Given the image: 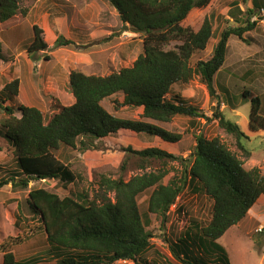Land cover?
<instances>
[{
	"label": "trees",
	"instance_id": "1",
	"mask_svg": "<svg viewBox=\"0 0 264 264\" xmlns=\"http://www.w3.org/2000/svg\"><path fill=\"white\" fill-rule=\"evenodd\" d=\"M105 1L115 10L122 24L129 25L142 37V53L130 67L106 76L71 71L64 89L74 99L73 104L51 103L49 114L21 104L5 105L8 99L12 100L19 94L17 79L5 82L0 90V114L3 115L0 139L12 148L18 171L24 178H0V189L9 183L26 188L30 180H56L62 186L77 184L80 176L54 152L60 147L87 152L94 147V142L121 131L177 144L182 135L164 130L158 123H168L176 117L195 121L205 116L179 96L172 100L165 96L173 85H186L197 78L213 99V77L223 65L228 38L234 36L241 40L243 34L256 25L250 22L254 11L264 9L260 0H252V7L242 12V23L226 26L212 48L211 57L191 67L192 54L204 50L213 35L209 10L218 0ZM21 2L0 0V24L19 13L25 16V10L20 8ZM195 11L198 15L195 25L185 24L190 13ZM32 33L31 43L26 49L30 55L47 48L42 30L34 25ZM173 40L180 44L166 50L165 46ZM72 46L73 41L63 37L55 41L56 48ZM117 94H122L123 98L121 102L114 103L113 109L119 105L137 109L136 120L121 119L103 108L101 103ZM241 97L249 99L251 104L249 130L264 131L259 98L247 91ZM213 115L218 127L234 139L237 151L248 159L251 152L244 144L248 137L217 109ZM194 139L195 146L185 160L159 148L132 150L126 147L123 151L127 154L144 161L160 162L162 166L127 181L102 175L92 198L85 191L60 197L45 188L30 189L25 203L31 216L38 217L44 244L48 253L56 258L55 264H114L122 260L138 264L151 246V235L145 230L149 218L139 213L137 196L152 189L147 211L165 216L185 188L192 193L201 192L212 202L211 215L203 227L194 225V229L188 228L176 243L171 244L170 253L178 260L185 258L183 264H209L208 259L194 256L193 248H197L205 255L209 252L207 256L213 255L210 264H230L224 249L216 241L231 227L244 221L253 205L264 196V175L257 167L246 170L243 160L219 138L207 139L197 134ZM178 160L189 162V165H183L179 178H170L164 184L163 180L169 174L166 161ZM15 174L12 173L13 177ZM190 223L195 224L194 221ZM14 243H17L14 239L7 238L0 245L2 264H32L34 260L24 263L15 260L12 253Z\"/></svg>",
	"mask_w": 264,
	"mask_h": 264
},
{
	"label": "rangeland",
	"instance_id": "2",
	"mask_svg": "<svg viewBox=\"0 0 264 264\" xmlns=\"http://www.w3.org/2000/svg\"><path fill=\"white\" fill-rule=\"evenodd\" d=\"M83 1L89 5L93 4V0H68V3L65 0L61 2L58 0H22L20 8L25 10V16L19 13L5 25L0 24V39L2 41L7 39L12 46L8 53L2 52L3 56L0 55V90L5 82L14 79L19 82V95L12 100L8 99L4 103L5 105L14 106L19 103L35 107L43 113L49 114L52 111V109L50 111L51 103L68 105L66 96L69 95L66 94L64 88L71 71L106 76L118 72L121 68L130 67L137 56L142 53V37L134 33L129 25L122 24L117 13H114L109 4L112 13L108 14L106 10H102L98 16L99 21L108 27L107 30L104 25L95 21L94 11L88 13L85 17L86 20H81L83 16L78 12V9L83 8ZM260 2V6L264 7V0H260ZM71 6L74 10L71 9ZM238 6L246 11L247 7H252V0H218L209 10L213 35L204 50L195 51L192 54L191 67H194L198 61H206L211 57L212 48L226 26L234 27L242 23L244 16L236 22L237 24H226L221 15L224 8L238 9ZM261 10L254 11L253 9L254 16L250 17L256 24L254 52L260 56L257 61L254 56V67L262 63L259 59H264L260 53L261 50L264 52V19L260 16ZM63 14H66L71 21L78 19L79 23L77 24L81 25L80 29L83 27L87 30L85 35L79 33L80 37H73L76 39L73 42L74 46L56 48L55 41L62 35L58 34L59 23L55 20H58L56 17L65 16ZM28 15L30 16L28 17ZM63 18L65 19V17ZM197 19V12H191L188 19L185 20V24L193 26ZM33 25L43 29L42 38L47 48L30 55L24 49H27L31 43ZM11 33L15 38H9ZM63 37L70 40L65 35ZM246 39V43H243L242 39L239 40L234 36L228 38L229 48L226 53V61L222 65L224 67L213 77L215 90L213 99H210L205 86L197 78L186 85H173L165 96L167 100H172L177 95L185 100L186 104L198 108L205 116L195 121L185 117H176L168 123H158L160 128L182 135L177 144H167L157 138L152 137L151 139L147 135L121 131L117 135L94 142V147L88 149L87 152L64 147H60L58 151L54 152L58 159L68 164L71 170L80 176L81 179L77 184L62 186L56 180H30L26 188H22L18 184L11 186V183L2 187L0 189V245L5 239L12 238L17 242L12 247L16 261L24 263L34 260L32 264H55L56 258L48 253V248L44 244L38 217L31 216L32 214L25 203L29 190L41 187L60 197L73 196L85 191L92 198L97 190L99 177L102 175L111 179L121 178L127 181L135 175L154 172L162 166L160 162L144 161L137 156L127 154L123 151L126 147H130L132 150L159 148L180 160H185L195 146L194 136L202 134L207 139L219 138L230 151L236 153L238 158L243 160V167L246 170L257 167L264 175V133L247 130L246 125L251 104L249 99L241 97L244 91L251 93L254 97L258 96L261 103L259 112L263 116L264 75L259 77L263 80H256L255 84H250L251 81L248 77L245 80L239 78L240 81H237L236 78L233 79L234 76L242 74L246 68H250V47L247 45L250 44V37L248 36ZM15 41L17 44H14ZM20 42H22L20 46L15 49L14 46ZM179 44V41H170L165 49H174ZM246 46L247 49H245ZM28 55L34 56L37 61L29 58L28 62ZM234 55L237 57L235 58ZM237 61L239 65L236 67L239 69L233 67ZM14 62L17 64L16 68ZM226 69L230 70L229 74L236 70L233 77H230V81L226 80L227 76L224 74ZM122 98V94H117L104 100L102 106L116 117L136 120L139 114L137 109L120 107V105L116 110L113 109L114 103L121 102ZM215 109L225 119L237 124L248 137V140L244 141L246 148L251 152L248 159H244L237 151L234 139L218 127L217 120L213 115ZM2 118L3 115L0 114V120ZM180 160L166 161L169 174L163 180L164 184L170 178H179L183 165H189V162L182 163ZM18 170L15 158L12 156V148L0 139V178L22 180L24 177ZM13 172L16 173L14 177ZM151 192L152 189L146 190L136 198L139 213L149 218V225L145 230L151 235L149 240L151 246L143 258L138 260V264H183L186 259L184 258L183 261L176 259L170 253V246L176 243L188 228L194 229V225L201 228L209 221L212 202L201 192L192 193L185 188L165 216H160L149 214L147 211ZM112 196L111 194L110 197ZM192 221L195 224H191ZM257 221L261 224H255ZM259 229L261 231H258ZM216 244L224 249L230 264H264V199L257 201L245 220L231 227L216 241ZM193 250L194 256H198L200 259H208L210 263L214 259L213 255L207 256L210 255L209 252L205 255L200 249L193 248ZM2 256L3 252L0 248V264H2ZM125 264L134 263L127 262Z\"/></svg>",
	"mask_w": 264,
	"mask_h": 264
},
{
	"label": "crops",
	"instance_id": "3",
	"mask_svg": "<svg viewBox=\"0 0 264 264\" xmlns=\"http://www.w3.org/2000/svg\"><path fill=\"white\" fill-rule=\"evenodd\" d=\"M46 1H49V0H46ZM59 2H61V1H64V0H58ZM66 1V3H68V0H65ZM84 2V6H83V8L81 7V5H79L81 8H79L78 9V12H80L81 13V15L83 16V19H81V20H86L87 18H85V17H87V15H88V13L90 12V11H94V13H95V15L93 16V18H95V21L96 22H98V24H101V25H104V27L106 28V30H107V26H106V24H104L103 22L101 23L100 21H99V19H98V16L102 13V10H106V13H108V14H111L112 13V11L109 9V6H108V3L105 1V0H93V4H91V5H89L87 2H85V1H83ZM55 5V4H54ZM75 6V5H74ZM235 7V6H234ZM234 7H227V8H224L225 10L222 12V17H223V22L224 23H226V24H230V23H233V24H237L236 22H238V20L240 21L241 20V18H242V12H243V8H241L240 6H238V9H234ZM35 8V7H34ZM73 8V6H71V9ZM76 8V7H75ZM113 9V8H112ZM32 10H33V8H32ZM72 10H74V9H72ZM113 11H114V13L116 14V12H115V10L113 9ZM31 15V14H30ZM30 15H28V17L30 16ZM63 15H65V16H59V17H56L58 20H55V21H57L58 23H59V25L57 26L58 27V34H60V35H62V37L65 35V37H67L68 39H70L71 41H73V42H75V40L76 39H73V37L74 36H79V33L80 34H84L85 35V33H86V28H83L82 27V29H80V27H81V25H79V24H77V23H79V20L78 19H76L75 21H71L70 19H69V17H67V15L66 14H63ZM117 15V14H116ZM63 17H65V19L63 18ZM228 21H229V23H228ZM250 22L251 23H253L254 22V19L253 18H251L250 19ZM3 25H5V23L3 24ZM37 25V24H36ZM127 25V24H126ZM238 25V24H237ZM34 26V25H33ZM38 28H40V27H38ZM41 30H42V32H43V29L42 28H40ZM65 29V30H64ZM256 30V27H254L251 31H249V32H246V33H244L243 34V38H242V42L243 43H246V41H247V37L249 36L250 37V44H247V45H249V47H250V56H249V58L251 57V59H250V61H251V64H250V68H246L244 71H243V73L242 74H240V75H238V76H234V78L233 79H237V81L239 80L240 81V79L241 80H245L247 77H248V79L251 81L250 82V84L252 83V84H255V82H256V80H263V79H259V77L260 76H263L264 75V59H259V61H261L262 63L259 65V66H255L254 67V56H256V61H257V59L260 57V56H257L258 55V53H256V52H254V31ZM8 31V30H7ZM102 31V30H101ZM2 33V32H1ZM10 37H12V38H15L14 37V34L13 33H11V35L9 36V38ZM80 37V36H79ZM64 38V37H63ZM32 39V38H31ZM64 39H66V38H64ZM67 40V39H66ZM240 40V39H239ZM22 42H20V43H18V45H16V46H14V48L15 49H17L19 46H20V44H21ZM14 44H17V42L15 41L14 42ZM229 45H228V42H227V49H226V53H227V51H228V47ZM12 46H11V44L10 43H8V41H7V39H3V41L0 39V55H2V52H4V53H8L9 52V49L11 48ZM245 49H247V46L245 47ZM257 49V48H256ZM5 50V51H4ZM24 50H26V49H24ZM260 53H262V56L264 57V52H263V50H261L260 51ZM30 55H28V62H29V58L30 59H32V60H34V61H37V60H35L34 59V56L33 57H29ZM226 56H227V54L225 55V59H224V62L226 61ZM234 57L236 58L237 56H235L234 55ZM243 61V60H242ZM223 62V63H224ZM16 62H14V67L16 68L17 67V64H15ZM238 63V61L236 62V64H234V66L233 65H231V66H233L234 68H238L239 69V67H236L237 65H239V64H237ZM39 64V63H38ZM40 65V64H39ZM38 65V66H39ZM41 67V66H40ZM222 67H224V66H222ZM220 68V70H219V72H221V69H223V68ZM233 67H231V68H233ZM14 68V69H15ZM233 68V69H234ZM255 69V70H254ZM228 71H230V70H228V69H226L225 70V72H224V74H226V80L227 81H230V77L232 76L233 77V73H234V71H236V70H233L232 72H230V74H229V72ZM15 72H16V74H18L17 73V70H15ZM228 72V73H227ZM21 73H23L22 72V70H21ZM84 74V73H83ZM85 75H88V74H85ZM240 78V79H239ZM214 81V80H213ZM22 84V83H21ZM32 85V84H31ZM1 87H3V86H1ZM2 89V88H1ZM19 95V94H18ZM68 95V94H67ZM67 97V101L69 102L68 103V105H62V106H69V105H71V104H73V102H74V99L72 98V96H66ZM258 97V96H257ZM259 98V97H258ZM260 100V99H259ZM19 104V103H18ZM102 104V103H101ZM21 105H23V104H21ZM24 106H26V105H24ZM260 106H261V103H260ZM29 107H31V106H29ZM259 111H260V109H259ZM259 114H260V112H259ZM264 116V115H263ZM247 130H249V128H248V122H247ZM257 133H261V134H263L264 133V131L263 130H259V131H257ZM263 199H264V196H261L260 198H259V200H261V201H263ZM258 200V201H259ZM255 224H261V223H259L258 221L255 223Z\"/></svg>",
	"mask_w": 264,
	"mask_h": 264
},
{
	"label": "built area",
	"instance_id": "4",
	"mask_svg": "<svg viewBox=\"0 0 264 264\" xmlns=\"http://www.w3.org/2000/svg\"><path fill=\"white\" fill-rule=\"evenodd\" d=\"M260 16L264 19V11L263 10H261ZM258 231H261V229H259ZM117 263H119V264H125L126 261H118Z\"/></svg>",
	"mask_w": 264,
	"mask_h": 264
},
{
	"label": "clouds",
	"instance_id": "5",
	"mask_svg": "<svg viewBox=\"0 0 264 264\" xmlns=\"http://www.w3.org/2000/svg\"><path fill=\"white\" fill-rule=\"evenodd\" d=\"M122 261H125V260H122ZM117 263V262H116ZM126 263H127V261H126ZM128 263H130V262H128ZM119 264V263H118Z\"/></svg>",
	"mask_w": 264,
	"mask_h": 264
}]
</instances>
